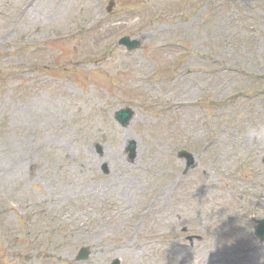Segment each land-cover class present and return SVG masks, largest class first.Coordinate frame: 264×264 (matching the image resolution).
<instances>
[{"label": "rangeland", "instance_id": "1", "mask_svg": "<svg viewBox=\"0 0 264 264\" xmlns=\"http://www.w3.org/2000/svg\"><path fill=\"white\" fill-rule=\"evenodd\" d=\"M261 218L264 0H0V264H264Z\"/></svg>", "mask_w": 264, "mask_h": 264}, {"label": "water", "instance_id": "2", "mask_svg": "<svg viewBox=\"0 0 264 264\" xmlns=\"http://www.w3.org/2000/svg\"><path fill=\"white\" fill-rule=\"evenodd\" d=\"M127 44H128V46L130 48H134V47L138 46L139 43L138 42H134L132 44V42H130V43H127ZM132 114H133V112L131 110L125 108L123 110L117 111V113H116L117 118L116 119H118L122 124L126 125L128 123V121L130 120L129 118H131ZM135 149H136V142L135 141H131L129 146H128V150L130 151V157L131 158L135 157V154H136V150ZM263 237L264 236H262V238ZM88 255H89V252H87V251L85 252V251L82 250L81 254L79 255L78 258L79 259L86 258V257H88ZM114 264H119V262L115 261Z\"/></svg>", "mask_w": 264, "mask_h": 264}, {"label": "clouds", "instance_id": "3", "mask_svg": "<svg viewBox=\"0 0 264 264\" xmlns=\"http://www.w3.org/2000/svg\"><path fill=\"white\" fill-rule=\"evenodd\" d=\"M256 134H259V133H256Z\"/></svg>", "mask_w": 264, "mask_h": 264}]
</instances>
